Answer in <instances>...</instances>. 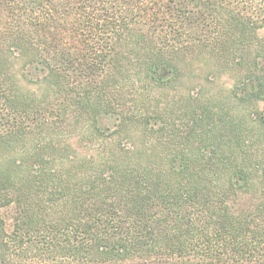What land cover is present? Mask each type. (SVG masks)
Listing matches in <instances>:
<instances>
[{"label": "trees", "instance_id": "1", "mask_svg": "<svg viewBox=\"0 0 264 264\" xmlns=\"http://www.w3.org/2000/svg\"><path fill=\"white\" fill-rule=\"evenodd\" d=\"M0 264H264V0H0Z\"/></svg>", "mask_w": 264, "mask_h": 264}, {"label": "rangeland", "instance_id": "2", "mask_svg": "<svg viewBox=\"0 0 264 264\" xmlns=\"http://www.w3.org/2000/svg\"><path fill=\"white\" fill-rule=\"evenodd\" d=\"M203 82H204V80L201 79V78H196V79L193 80V83H194V84H195V83H203ZM191 83H192V82H191ZM216 84H217V89L227 90V89H229V88L232 87V85H233V81H232V79H231L229 76L225 75V76H223L222 78L218 79V81H217ZM198 89H199V88H197V89L195 90V92H197ZM104 124L108 126V125H111L112 122H110V121H108V120H105Z\"/></svg>", "mask_w": 264, "mask_h": 264}]
</instances>
